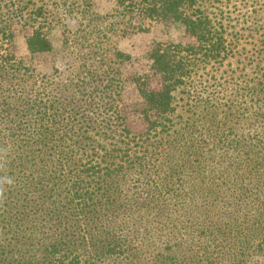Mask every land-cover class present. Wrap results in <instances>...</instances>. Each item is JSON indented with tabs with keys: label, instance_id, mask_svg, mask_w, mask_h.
I'll return each mask as SVG.
<instances>
[{
	"label": "trees",
	"instance_id": "1",
	"mask_svg": "<svg viewBox=\"0 0 264 264\" xmlns=\"http://www.w3.org/2000/svg\"><path fill=\"white\" fill-rule=\"evenodd\" d=\"M196 2L135 6L146 19L185 27L196 43L183 49L185 59L200 53L215 59L223 40L207 19L191 14ZM13 40L11 26H0V264H257L264 258V69H255L251 98L227 99L221 120L211 115L177 129L170 94L186 62L173 61L180 47L158 48L151 70L161 88L143 92L153 113L146 131L87 161L70 118H39L61 122L60 131L33 127L29 71L13 55ZM26 45L32 54L51 51L39 30Z\"/></svg>",
	"mask_w": 264,
	"mask_h": 264
},
{
	"label": "rangeland",
	"instance_id": "2",
	"mask_svg": "<svg viewBox=\"0 0 264 264\" xmlns=\"http://www.w3.org/2000/svg\"><path fill=\"white\" fill-rule=\"evenodd\" d=\"M139 3L0 0V26H11L12 53L29 71L27 89L24 83L18 86L28 93L33 127L60 131L61 122L50 120L70 118L74 142L87 161L104 158L124 137L126 143L146 131L145 118L153 113L143 92L161 88L151 70L158 48L180 47L173 61L186 62L184 78L170 94L177 129L211 115L221 120L227 99L251 98L255 69H264V0H197L191 14L207 19L223 40L215 59L203 53L185 59L183 49L195 45V39L180 23L140 16ZM37 30L48 37L51 51L32 54L27 49V39ZM44 114L50 120L42 121ZM257 264H264V258Z\"/></svg>",
	"mask_w": 264,
	"mask_h": 264
}]
</instances>
